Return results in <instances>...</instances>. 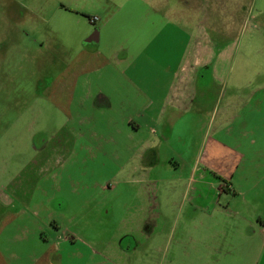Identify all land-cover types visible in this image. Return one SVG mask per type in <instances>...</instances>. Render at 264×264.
I'll return each mask as SVG.
<instances>
[{"label":"rangeland","instance_id":"374dc122","mask_svg":"<svg viewBox=\"0 0 264 264\" xmlns=\"http://www.w3.org/2000/svg\"><path fill=\"white\" fill-rule=\"evenodd\" d=\"M83 51L111 65L76 75ZM139 88L157 109L178 103L167 123L186 169L196 155L239 171L216 206L177 213L193 202L186 179L175 193L105 190L123 180ZM98 90L126 114L93 109ZM255 193L264 201V0H0V264L264 262Z\"/></svg>","mask_w":264,"mask_h":264},{"label":"crops","instance_id":"0c3cea01","mask_svg":"<svg viewBox=\"0 0 264 264\" xmlns=\"http://www.w3.org/2000/svg\"><path fill=\"white\" fill-rule=\"evenodd\" d=\"M82 56L83 57L78 62L80 67L76 70V75L82 74L84 76L86 72L98 73L111 65V59L104 57L99 51L92 53L83 51ZM197 63L198 65L200 64V62ZM196 73L197 72L193 70V76H197ZM184 76L185 75L179 78L180 81H185ZM122 77L128 83H133L132 80L125 77V75ZM86 82V80H83V83ZM139 82L140 84L144 85L142 81ZM138 94L139 98H143L145 100L144 105L135 111H133L130 106L129 111L127 112L129 113V116L122 123L131 129L127 136L128 142L126 145L127 154L130 159L126 163V166L121 167L118 171V173L122 174L120 179L123 180H118L116 182V186L109 187L108 189L105 188V190L115 195L118 194L117 190L119 188L124 189L122 192H127L129 189H132L133 183L139 185V188L145 190L149 187L153 188V185H164L166 181H169L172 183V190L175 193L180 183L186 179L187 190H192V192H194V198L192 199L193 202L189 205L188 210L184 209L183 205H178V201L174 202V206H178L177 213L182 215V212L186 210L188 211L187 217H190L191 213H196L195 210H200L201 206H206L208 209L212 204L216 206L218 196H223L226 193L230 194L233 187V182L237 179L239 171L233 174L231 170H229V167L226 165V163L219 169H215L211 160L208 162V164H201L200 162L202 160H200L199 157H196V155L192 156L191 159L188 160V166L186 169L184 165L185 160L182 158V154H178L177 150H172V148H174L175 136L173 132L175 127L173 128L171 123H167L170 121L169 116L179 112L180 107L177 106L178 103L174 101V103L171 105L160 106L157 109V107L155 108V105L157 104L155 99L153 97H148L142 88H139ZM88 99H92L94 103L93 109H97L98 113L126 114L125 105L122 104L120 107L116 108L113 104L112 97L103 93L102 90H98V92L92 96L90 93L88 95ZM165 99H167V96ZM83 107L84 97L82 101L79 102V108ZM132 111L133 113H131ZM145 119L148 123L145 122ZM151 124H154V127ZM165 126L169 127L164 128ZM143 132L146 133V136L140 138V141L137 140L136 136L140 133L142 134ZM116 146H119V143H117ZM101 147L104 148V146ZM135 147L138 149H134ZM240 174H243V172ZM138 178H140L139 181L135 182V180ZM115 179L118 178L115 177ZM147 185L149 186L147 187ZM182 185L184 186V184ZM208 189H210V191L206 192ZM257 196L258 194L255 193V215L257 219V223H255V235H257L259 239L260 243L258 246V252L261 253L257 254L255 258L260 260L262 257H264V201L261 196ZM197 202L199 204H197ZM223 215H227V213ZM208 217L212 218V215H208ZM78 222V217L75 220H72L67 227H71L69 228L68 232L70 229L77 227ZM205 223H207L206 220ZM51 227L58 229L60 226L53 222L50 224V228ZM39 228L40 229L38 230L40 231L42 228ZM2 232V229H0V234H2ZM76 234V232L71 233V236L65 238L64 241L67 242L78 240ZM208 240L210 241L211 239L209 238ZM85 242L86 241L83 240L81 243ZM87 247L91 254H97L94 252L93 247ZM117 247V250L121 254L126 252L125 246L123 244ZM161 247H163V245ZM54 250H57V248ZM160 254L163 262V259L165 258L163 250ZM260 255L262 256L259 258ZM256 264H264V262L257 261Z\"/></svg>","mask_w":264,"mask_h":264},{"label":"water","instance_id":"95a60500","mask_svg":"<svg viewBox=\"0 0 264 264\" xmlns=\"http://www.w3.org/2000/svg\"><path fill=\"white\" fill-rule=\"evenodd\" d=\"M98 36H99V32L98 31H96L92 36H91V38H89V40L87 41V43H89V42H97L98 41Z\"/></svg>","mask_w":264,"mask_h":264},{"label":"built area","instance_id":"2783aa9c","mask_svg":"<svg viewBox=\"0 0 264 264\" xmlns=\"http://www.w3.org/2000/svg\"><path fill=\"white\" fill-rule=\"evenodd\" d=\"M96 22V20H92V23H95Z\"/></svg>","mask_w":264,"mask_h":264},{"label":"flooded vegetation","instance_id":"af4514ba","mask_svg":"<svg viewBox=\"0 0 264 264\" xmlns=\"http://www.w3.org/2000/svg\"><path fill=\"white\" fill-rule=\"evenodd\" d=\"M95 33V32H94Z\"/></svg>","mask_w":264,"mask_h":264}]
</instances>
